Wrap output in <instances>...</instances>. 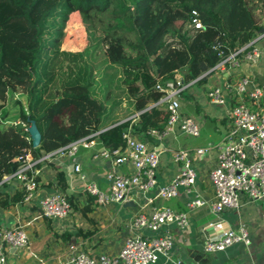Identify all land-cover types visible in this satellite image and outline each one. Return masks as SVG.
Returning <instances> with one entry per match:
<instances>
[{
    "label": "trees",
    "instance_id": "16d2710c",
    "mask_svg": "<svg viewBox=\"0 0 264 264\" xmlns=\"http://www.w3.org/2000/svg\"><path fill=\"white\" fill-rule=\"evenodd\" d=\"M75 12L86 44L62 50L64 26ZM192 12L201 29L187 27ZM263 32L264 0H0V208L24 203L25 188L17 184L9 193L15 178H4L26 152L34 161L83 138L114 150L125 146L127 131L141 138L161 131L168 113L157 104V84L180 76L190 84L181 96L193 100L189 88L203 87L219 62L235 53L240 59V49ZM16 93L25 104L16 102L14 120L34 122L37 147L21 125L3 123L5 103ZM50 165L55 188L65 194L64 172ZM67 200L83 215L98 207L87 194L84 206ZM54 236L68 243L72 235Z\"/></svg>",
    "mask_w": 264,
    "mask_h": 264
},
{
    "label": "built area",
    "instance_id": "2783aa9c",
    "mask_svg": "<svg viewBox=\"0 0 264 264\" xmlns=\"http://www.w3.org/2000/svg\"><path fill=\"white\" fill-rule=\"evenodd\" d=\"M192 19L188 28L198 30L202 24L197 14L192 12ZM242 52V60L255 63L259 58L257 48ZM238 53L226 57L232 67H239ZM190 84H184L180 76L164 84H157L156 89L162 96L157 104L168 113L167 121L161 131L150 129L146 138L138 137L127 131L123 134L125 146L114 150L99 149L98 156L109 165L105 178L108 181L106 189H101L94 181H86L84 190L93 197L98 206L123 204L127 201L132 190L146 193L157 187V172L160 166V152L149 147V139L162 140L169 135L178 134L184 137L198 138L201 126L197 119L181 111L180 99L182 93ZM210 104L225 107L224 119L227 124L226 134L216 145L218 151L214 167L208 177L213 186L215 200L211 209L221 214L228 209H236L243 202L264 201V86L256 83L254 78L245 76L233 84L213 87L206 93ZM12 125H21L29 133L31 121L26 124L20 120H13ZM96 140L83 138L64 148L44 154L37 160H31L29 152L25 153L19 168L10 175L17 184H21L27 194L24 203L31 201L37 188L38 172L34 165L37 163H51L67 160L71 163L72 173L84 181L85 176L81 165L77 162V155L81 149L96 147ZM212 145L201 147L193 152L184 148L172 151V162L179 164L178 173L163 187L159 188L157 197L168 200L177 197L182 189L188 197L186 209L188 212L203 206L195 191L197 173L193 167L195 158L208 155ZM19 161V159H15ZM129 165L131 172L117 173L115 168ZM29 171V174H27ZM5 178H8L7 176ZM4 178V179H5ZM40 215L49 220L67 219L73 213L66 194L55 190L42 198L39 207ZM187 211L184 213L171 209L154 211L151 215L139 214L135 216L129 227V235L116 256L101 254L97 257L69 245V254L64 262L59 264H155L159 256L169 255L173 249V240L169 234L157 237H144L136 234L139 230L148 229L156 232L166 224H174L179 229L188 225ZM250 242L245 226L236 230L227 229L216 239H206L203 251L207 254L224 252L229 247ZM28 237L21 226L4 227L0 225V264H7L10 251H22L27 247Z\"/></svg>",
    "mask_w": 264,
    "mask_h": 264
},
{
    "label": "crops",
    "instance_id": "0c3cea01",
    "mask_svg": "<svg viewBox=\"0 0 264 264\" xmlns=\"http://www.w3.org/2000/svg\"><path fill=\"white\" fill-rule=\"evenodd\" d=\"M252 47L257 48L259 52V58L255 63L245 62L241 56L239 67H232L230 60L225 58L216 65L203 87L189 88L188 94L193 100H186L181 96V111L198 120L201 126L200 137L190 138L174 134L162 140L149 139V147L160 152L157 187L154 190L143 193L135 189L121 205H97L98 207L87 215L81 214L79 209H73V213L67 219L49 220L41 217L39 207L42 198L58 190L54 184V170L46 162L35 168L39 183L31 201L6 210L0 208V225L21 226L28 237L24 250L10 251L7 264H59L66 260L70 244H75L77 249L95 257L101 254L116 256L124 239L129 235V227L135 216L139 214L149 216L156 210L166 208L181 213L188 212L185 206L188 197L182 189L178 190L177 197L168 200H160L157 197L158 189L165 186L180 168L179 164L172 162L173 150L184 148L188 152H193L208 145L213 146L210 153L193 161L197 173L195 191L205 204L187 213L188 225L184 229L170 223L156 232L142 229L136 234L157 237L167 233L172 238L174 245L170 254L159 256L155 264H264V201L243 202L236 209L216 214L211 209L215 197L208 177L216 163L218 154L216 145L225 136L227 124L224 119L225 107L210 104L206 93L213 87L233 84L245 76L254 78L256 83L264 86V32L243 47V51ZM261 108L264 109V100ZM98 150L96 146L78 152L77 162L82 167L84 181L73 175L69 161L53 162L65 174L68 185L66 196L82 206L86 204L85 180L96 182L103 190L108 186L105 176L110 168L98 156ZM114 171L127 173L132 169L129 165H121ZM14 189L8 186L6 191L12 193ZM241 226L247 229L250 240L248 245L238 243L224 252L213 254L203 251L204 240H216L225 230H236ZM54 233L72 235L70 242L56 241Z\"/></svg>",
    "mask_w": 264,
    "mask_h": 264
},
{
    "label": "rangeland",
    "instance_id": "374dc122",
    "mask_svg": "<svg viewBox=\"0 0 264 264\" xmlns=\"http://www.w3.org/2000/svg\"><path fill=\"white\" fill-rule=\"evenodd\" d=\"M178 26L181 27V24H178ZM185 28L186 26L185 27L183 26V30ZM166 37L168 41H172L174 39V36L172 34H169ZM85 44H86V32L81 23L79 14L75 12L69 17L68 21L64 26V37H63L61 49L66 51H80L83 49ZM58 82H59L58 83L59 86L61 81L59 80ZM17 101H20L22 102V104H25V97L22 93L9 95L7 102L5 103V109H4V112L8 115V117L3 121V123L4 122L11 123V121L14 120L16 116V110L18 109V106L16 104ZM7 177L10 178V176ZM12 181L9 183V184L12 183V185H8V186H12V188H15L17 180L15 179Z\"/></svg>",
    "mask_w": 264,
    "mask_h": 264
},
{
    "label": "water",
    "instance_id": "95a60500",
    "mask_svg": "<svg viewBox=\"0 0 264 264\" xmlns=\"http://www.w3.org/2000/svg\"><path fill=\"white\" fill-rule=\"evenodd\" d=\"M205 75V74H204ZM29 133L32 139V145L33 147H37L39 145L40 142V134L34 124L33 121H31V126L29 128Z\"/></svg>",
    "mask_w": 264,
    "mask_h": 264
}]
</instances>
